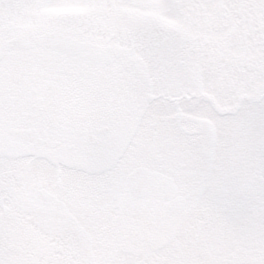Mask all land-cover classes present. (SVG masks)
Masks as SVG:
<instances>
[{"label":"snow or ice","instance_id":"snow-or-ice-1","mask_svg":"<svg viewBox=\"0 0 264 264\" xmlns=\"http://www.w3.org/2000/svg\"><path fill=\"white\" fill-rule=\"evenodd\" d=\"M0 264H264V0H0Z\"/></svg>","mask_w":264,"mask_h":264}]
</instances>
